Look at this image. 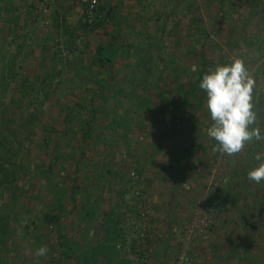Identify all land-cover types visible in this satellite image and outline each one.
<instances>
[{
	"label": "rangeland",
	"instance_id": "374dc122",
	"mask_svg": "<svg viewBox=\"0 0 264 264\" xmlns=\"http://www.w3.org/2000/svg\"><path fill=\"white\" fill-rule=\"evenodd\" d=\"M42 1L37 6L39 10L36 26L27 36L25 48L18 56L21 67L19 78L23 79L25 75H29L33 80L34 75L39 72L37 69L43 68L44 72L51 76L52 71L60 74L49 82L51 92L61 83L60 81L64 79L65 82L58 86L53 95H50L51 99L37 109L34 108V103L42 100L40 94L27 96L22 104L24 106L31 101L32 108H23L24 117L34 114L33 119L21 130L12 126V130L15 129L18 135L17 142L21 151L18 152L16 146L13 147L9 151L8 158H12V162L14 161L18 167L16 170L18 174L21 171L19 167L31 174L16 187L18 192L13 193L12 203L8 204V207L6 201L0 203V215H9L11 219L9 226L16 228V240L6 241L3 249L6 254L0 252L2 255L0 264L37 262L36 250L30 246V238L26 235L29 234L31 237L36 234L35 218L44 210L43 205L49 202V198L44 197L47 192L45 178L38 179L36 174L33 175L40 165H49V160H45L46 156L40 146L46 137L48 126L52 125L58 131L62 130L65 114L58 111L60 106L57 103L69 102V105H73L78 102L82 94L87 96L84 89L90 84L87 83L84 74L89 76L92 72L95 76L101 75V70L98 71L93 66L96 48L114 41L115 29L107 25L103 17L109 7L118 5L117 0H98V6H104L105 10L100 15L98 13L95 15L96 19L98 16L102 19L101 26L97 28H91L93 25L87 22L85 8L79 0ZM120 1L121 16L117 14L114 20L124 31L127 27V19L135 23L133 29L142 30L148 33L147 36L157 30L163 32L161 43L154 46L158 49L152 50L150 63L152 70L161 66V63L164 65L170 63L172 67V63L178 60L182 62V59L184 62L181 67L193 68L196 63L192 62L194 59L190 50L193 47L187 41L193 34L192 17L198 13L202 23L198 24L201 29L197 32L201 35L207 33L219 45L213 55L214 58L225 57L231 62L237 58L242 59L250 77L254 80L251 102L257 119L250 128L259 127L262 130V138L259 141L253 139L246 143L242 151L233 156L213 152L215 142L206 133V129L212 124L207 108L203 106L204 109L199 110L198 106L189 100L190 103L182 104L183 113L178 118V122H172L171 130L165 131L166 137L159 139L160 152L155 153L151 145V142L158 141V133L164 130L159 125H156L153 132L146 128L147 135L145 131L135 130L134 135L131 134L129 153H126L127 148L124 145L123 147L113 145L101 154V150L95 149L93 144L86 150L83 158L86 172L81 168V171L75 175V165L63 161L57 167L61 171L56 168L55 182L63 188L69 186L73 179L77 180L75 183L80 188L83 186L85 188L88 184L91 187V197L87 204L92 205L95 214L90 211V206L76 203V209L69 214L66 223L77 224L85 213L91 214L87 219L94 221L91 222L87 232H84L83 223L76 226V231L73 230L68 235L73 234L79 242L83 239L97 240L101 233L97 227L96 217L113 210L120 215L122 223L128 217L140 219L141 215L138 216L136 212L139 206L145 214L144 221L140 224L146 223L149 232L146 233L144 243H134L124 238L125 243L120 245L123 248L121 253L130 260V264H176L182 247L187 254L189 264H250L251 260L256 262L257 255L261 251L264 252V224L262 213L253 203V198L257 194V184L248 179V172L259 162H264V0H239L238 4H235L234 0ZM15 3L19 2L16 0ZM54 12L60 16L59 24L66 23L77 31L70 39L69 46L62 44L65 37L61 35L55 39L53 47H50L51 51L42 54L41 39L43 35L51 36L48 27L53 22ZM119 20L124 21L120 23ZM228 30L236 33L235 38L233 36L229 43L234 44L237 38L236 44L231 48L224 46L227 42L224 34ZM60 33L59 31V35ZM19 34L22 35L21 32ZM219 34H223L224 38L219 39ZM201 35L199 39H202ZM13 38V35L0 32V56L14 54L16 44ZM136 44L138 49L147 47L140 40ZM196 49L197 47L192 49L194 53ZM128 60L119 58L116 59L115 64L122 69ZM218 65L214 64L213 70ZM155 71L148 78L149 84L156 81ZM168 81L172 87L171 79L168 78ZM15 83H18V80ZM133 85L137 87V83ZM13 86L11 84L5 95L0 96L1 103H9L15 92L12 90ZM175 86H178V83ZM164 90L167 88L164 87ZM19 97L20 95L17 94L15 99ZM11 110L13 113L14 110L12 108ZM136 120L141 121V118L132 117L131 123L134 124ZM38 123L43 127H36ZM135 127L137 126L133 128ZM150 135L151 137L147 138ZM77 154L76 161L79 159ZM256 156L261 158L260 161L254 159ZM148 158H152L153 162H148ZM138 161L143 175L139 180L129 183L126 178H117L114 175L120 171L122 173L120 176L135 177L134 168ZM102 168H106L110 173L99 179L100 177L96 175ZM82 175L94 177L93 186L90 182L86 184L84 179L80 178ZM22 186L24 192L21 193ZM26 190L28 192L24 194ZM2 192L4 190H0V199ZM123 200L125 202H122ZM15 201L18 205L13 204ZM27 209L31 210L30 215ZM185 226H190L193 232L188 241H184ZM22 240L20 248L19 243ZM181 241H184L185 245ZM36 246L40 248L39 245ZM2 247L4 246L0 245V249ZM46 247L50 249L49 244H46ZM244 247L249 249L245 252V258L241 260Z\"/></svg>",
	"mask_w": 264,
	"mask_h": 264
},
{
	"label": "trees",
	"instance_id": "16d2710c",
	"mask_svg": "<svg viewBox=\"0 0 264 264\" xmlns=\"http://www.w3.org/2000/svg\"><path fill=\"white\" fill-rule=\"evenodd\" d=\"M15 1L0 0V32L13 35V42L16 44L14 54L0 56V96L5 95L11 84L14 85V89H11L15 91L8 104L0 102V109H2L0 110V190H4L1 194L2 199H0V203L6 201V207L12 203L13 193L16 194L18 192V188L16 187L21 185L26 176L31 174L22 167H19L21 171L18 174L16 172L18 167H16L14 161L12 162V158H8L9 151L13 147L16 146V150L18 152L21 151V148H19L20 144L17 142L18 135L15 129L12 130V126H16V129L21 130L28 122L32 121L34 116L33 114L24 117L25 111L23 108H32V102L29 101L24 106L22 102L27 96L40 94L42 100L34 103V108L37 109L45 101L51 99L50 95L56 92L58 86L65 82L64 79L60 81L61 83L56 85L54 91L51 92L49 82L60 74L52 71L51 76V74L44 72L43 68L37 69L39 72L34 75L33 80L30 79L29 75H25L23 79L19 78L21 67L18 56L25 48L27 36L33 30V27L36 26L37 11L39 10L37 6L43 1L17 0L19 5ZM117 1L119 2L118 5L109 7L103 17L105 23L113 26L115 29V34L113 35L114 41L97 47L93 57V66L98 71L101 70V75L95 76L92 72L89 73V76L86 73L84 74L90 86L84 89L87 96H83L82 94L78 102L73 105H69V102L57 103L60 106L58 111L61 114H65L62 130L58 131L52 125L48 126L45 132L46 137L40 146L41 151L46 156L45 160H49V165H40L36 168V172L33 175L36 174L35 176L38 179L41 177L45 178L47 192L44 197H48L49 202L43 205L44 210L38 213L35 218L36 234H33L31 237L28 234L26 237L30 238V246H33L35 250L39 248L36 245L41 247L46 246V244L50 245V249L46 256L37 257L35 264H130V260L123 257L121 253L123 248L120 245L125 243L124 230L119 227L122 219L113 210L96 217L97 227L101 233V236H98L97 240L83 239L79 242L73 234L71 236L68 235L69 232L75 230L76 226L83 223L84 232H87L90 229L91 222L94 221V219L88 220L87 217H90L89 215L91 214L85 213L84 217L80 218L77 224L69 225V223H66L69 214L76 209V203L86 207L90 206L89 209L92 211V205L87 204L91 197V187L88 182L92 183L93 186L94 177L90 175H82L80 177L88 184L87 186L85 185V188L84 186L80 188L75 183L76 179H73L69 186L63 188L59 183L55 182L58 164L62 161L72 163L73 166L75 165V175L81 171V168H83L82 171L86 172L87 169L83 165V158L86 150L91 145L93 146L94 144L95 149L101 150V154L109 146L120 145V147H123L124 145L127 148L126 153H129L131 149L130 141H132L131 134L134 135L135 130L146 132V128L148 131L153 132L156 125L163 127L164 130L158 133V141L151 142V145L155 153L160 152L161 142L159 139L166 137L165 131L167 129L168 131L171 130L170 124L172 122H178V118L183 113L182 104L190 103L189 100H191L195 106H198L199 110L204 109L203 106H206V95L198 86L203 75L213 71L214 64L226 65L231 63L225 57H220V59L219 57L214 58L213 55L216 53L219 45L207 33L204 32L201 35L197 32L201 29L198 24L202 23L197 13L196 16L192 17V23H194L192 37L190 38L189 36V41H187L193 47L192 49L197 47L195 53L192 49L190 50L194 59L192 62H196L195 65L193 64V68L181 67L184 62V59H182V62L178 60L172 63V67L170 63H166L165 65L161 63V66L152 70L150 65L152 50L158 49L157 47L154 48V46L161 43L163 32L157 30L152 35L147 36L148 33L133 29L135 23L127 19V27L124 31L120 24L114 20L117 14L121 16L119 13L122 6L121 1ZM238 1L234 0V3L238 4ZM256 2L258 3V1ZM104 8V6H98L96 13L100 15L104 12ZM53 14V22L48 27L51 36L43 35L41 39L43 41V45L41 46L42 54H48L51 51L50 47H53L55 39L61 37V35L65 37L62 40V44L69 46L71 44L70 39L74 37L73 35L77 31L66 23L59 24L58 19L60 16L56 12ZM99 18L101 16L94 19L91 28L101 26L102 19ZM63 19L61 20L63 21ZM119 21L121 23L124 20ZM59 31L61 32L60 35ZM200 35L202 39H199ZM222 35H218L219 39L224 38ZM224 35L227 38V42L224 43L225 48H231L236 44L237 38L234 40V44L232 42L229 43L233 36L235 38L236 33L234 31L228 30ZM138 40L143 41L144 46L147 47L143 49L136 48ZM3 42H5V39ZM119 58H123L124 60L129 59L126 65L123 66L122 64V69L115 64L116 59ZM166 69H168V74L166 73ZM153 71L157 74L156 81L153 84H149L148 78ZM168 78L172 81V87ZM16 80H18V83H15ZM39 80L41 81L38 83ZM135 83H137V87H134L133 84ZM177 83L178 86H175ZM164 87L167 90H164ZM17 94L20 97L16 100L15 96ZM11 108L14 110L13 113ZM118 110L121 111L119 112ZM135 116L141 118V121L136 120L133 124L131 123V118ZM51 121H53L52 118ZM54 121L56 122L55 118ZM37 126L43 127L41 123H38ZM134 126L137 127L134 129ZM28 128L30 127L28 126ZM150 137L151 135L147 138ZM76 153L79 156L77 161L75 160ZM151 159L148 158V162L152 163L153 159ZM139 163L140 161L137 162L134 168L135 177L120 176V171L114 175L117 178H126V181L129 183L139 180L143 176ZM57 169L61 171L60 168ZM108 173L110 172L106 168H102L96 176L101 179ZM21 189L22 191L20 190V192H24L23 186ZM27 192L28 190L24 194ZM256 193L253 203L262 213V223L264 224V183L256 185ZM122 202L125 201L123 200ZM13 204L18 205L17 201ZM92 212L94 213V211ZM27 213L30 215L31 210L27 209ZM137 215L139 216L138 212ZM128 218L132 219L133 217ZM10 222L9 215H0V245L4 246L0 249V252H3V249H5L8 239L9 241L16 240V228L10 227ZM23 240L19 243L20 248ZM248 249L246 247L242 249L241 260L245 258V252ZM0 256L2 255L0 254ZM148 256L150 257V254ZM256 260V262L251 260L250 264H264V252L261 251L257 255Z\"/></svg>",
	"mask_w": 264,
	"mask_h": 264
},
{
	"label": "clouds",
	"instance_id": "9594fccd",
	"mask_svg": "<svg viewBox=\"0 0 264 264\" xmlns=\"http://www.w3.org/2000/svg\"><path fill=\"white\" fill-rule=\"evenodd\" d=\"M198 86L206 95V108L212 121L206 133L215 142L213 152L233 156L240 153L246 143L262 138L259 127L250 128L257 119L251 102L254 80L242 59L218 65L203 75ZM254 159L260 161L261 158ZM248 179L255 184L264 183V162L248 172ZM47 253V247L41 246L35 255L44 257Z\"/></svg>",
	"mask_w": 264,
	"mask_h": 264
},
{
	"label": "built area",
	"instance_id": "2783aa9c",
	"mask_svg": "<svg viewBox=\"0 0 264 264\" xmlns=\"http://www.w3.org/2000/svg\"><path fill=\"white\" fill-rule=\"evenodd\" d=\"M79 2L84 6L85 8V13H86V18H87V22L89 24H92L94 22L95 19V15H96V10L98 8V0H79ZM138 193H136L137 195ZM136 208V207H135ZM138 208V213L141 215V218L137 219V218H127L125 220V222H123L121 224V228L124 230V238L127 241H133L135 242H140V243H144L146 242V233L149 232V227H147V224H140V222L144 221V210H140L139 206ZM143 229H145V231L143 232ZM184 232H185V239L184 241H188V239L190 238V235L192 236V230L190 226H185L184 227ZM195 238V236H194ZM181 241L182 244L185 245V242ZM182 246V245H181ZM191 251V250H190ZM192 252V251H191ZM190 255V252H189ZM176 264H189L188 259H187V254L184 251V248L182 247L181 251H180V256L176 261Z\"/></svg>",
	"mask_w": 264,
	"mask_h": 264
}]
</instances>
